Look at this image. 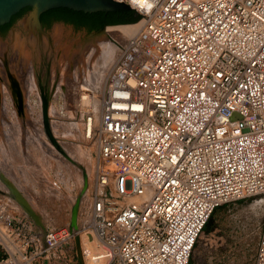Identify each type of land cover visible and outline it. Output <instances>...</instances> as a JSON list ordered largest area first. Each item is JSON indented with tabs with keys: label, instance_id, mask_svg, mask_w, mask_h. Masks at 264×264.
<instances>
[{
	"label": "built area",
	"instance_id": "2783aa9c",
	"mask_svg": "<svg viewBox=\"0 0 264 264\" xmlns=\"http://www.w3.org/2000/svg\"><path fill=\"white\" fill-rule=\"evenodd\" d=\"M123 1L145 22L105 89L82 93L84 135L111 166L79 226L113 264H192L218 207L264 196V0ZM25 217L0 213V264H75L71 223Z\"/></svg>",
	"mask_w": 264,
	"mask_h": 264
},
{
	"label": "rangeland",
	"instance_id": "374dc122",
	"mask_svg": "<svg viewBox=\"0 0 264 264\" xmlns=\"http://www.w3.org/2000/svg\"><path fill=\"white\" fill-rule=\"evenodd\" d=\"M27 18H32L30 12L19 17L6 35H0V40L6 44L4 47L6 48L8 45V48L6 49L8 51L4 52L5 54H3V58L5 63H8V76L10 77L13 93L17 98L16 103L14 96L9 94L11 96V98L9 96V99L12 100L5 101V92H3V88L0 89V199L3 200L2 204L4 207L1 210L5 212L6 216L13 217L17 212L18 215H27L25 218L28 219L24 220L32 221L37 232H44L47 228L58 227L71 223L73 208L77 205V212H79L77 215V227L81 229L79 226V219H81L82 212L85 206L89 204L92 195L97 191V177H93V184L91 186L88 185V183L87 185L80 184L76 177L71 175L69 176V172H67H71L73 170L74 173V170L76 171L81 169V167L78 169L75 167L77 160H75V163L71 164L69 167L66 166L64 169L62 167L64 164L61 161H65L64 158L71 155L70 151L72 150L69 149L66 143H64L67 141L69 142L70 138L64 139L60 134L61 131H58V129L63 128L64 125L62 126L61 123L58 124L60 128L58 126V129L56 130L54 123L55 120L60 117V113H66V111L68 113L73 110L68 105L74 104L72 95L76 87H74V82H72L71 85V82H69L67 78L63 77L59 68H55L54 65L55 63L61 61L64 57L67 58V56H71V58H74L77 53L76 51H78L80 46L94 44H90L94 37L103 33L109 26L115 25H108L100 32H86L80 28H75L71 25L59 22L55 23L45 32L46 34L52 35L57 26L59 27L60 25L62 27L61 41L59 40V42L52 38V47H46L44 57L37 60V66L35 65V67H37L36 77L39 85L38 93L41 99L40 104L42 112L41 122L38 125L37 121L34 122V118L31 116L32 112L30 113L29 106H27V92H24L23 89H21L22 85L19 79L14 72H11L10 68L12 63L11 57H13L14 54V50L12 49L13 32H18L20 34V38H24V36L26 37L29 32L25 25ZM137 22V24H140L139 21ZM120 38L121 36L112 37V39L120 47V50H122L123 44H126ZM116 60H114L111 67H109V72L113 69ZM14 71L16 72V70ZM61 77H63V79ZM2 79L3 77L0 79V82L3 84ZM61 80L63 84L61 85L62 87L59 86ZM59 89L60 94L63 96L61 108L62 111L65 112H61V109L58 108L57 104H54L57 103L56 101H59V93H57ZM44 97L47 99H44ZM8 114L10 116H8ZM11 114L13 115L12 120L9 119L12 118ZM20 120H22V124L24 122L22 127L24 131L19 127ZM20 129L22 130V133L24 132L22 141L23 144L21 143L24 145V148L22 149L19 146ZM83 137H85L84 134ZM91 141L94 145L92 158L98 164V149L96 144H94V141ZM34 148L36 151H34ZM36 148H38V150ZM51 151H53V154H51ZM37 152L39 153L36 159L35 155ZM51 157L54 159L51 160ZM54 163L56 165H54ZM2 176L6 177L11 182L14 180L13 182L15 185L17 184L16 186L19 187L20 192H22L25 197L28 196L27 198L30 200L29 202L31 203V207L39 214L38 216L44 223V228L37 225L35 221L24 211V208L20 204L18 205L16 201L14 202V200L10 201V198L5 195L7 184ZM47 183L49 184L47 185ZM49 188H51V190ZM57 188L60 190L58 195L55 194V190H57ZM49 191L52 192V194ZM67 191L68 193L70 192L69 197ZM74 197L75 200L73 199ZM71 198L73 200H71ZM80 202L81 204H79ZM14 203H16V205ZM8 206L10 207L8 208ZM263 226L264 196H251L218 207L212 214V222L210 225L212 229L208 231L205 230L195 245L192 255V264H254ZM82 231V239H80V241H82L80 244L82 248H87V246H89V244H86L88 235L84 230ZM89 241L95 248L97 240ZM63 250L71 252L72 256H74L75 264H79L76 241L71 242V244L67 246L65 245ZM89 257L90 255H83L85 264H88Z\"/></svg>",
	"mask_w": 264,
	"mask_h": 264
},
{
	"label": "bare ground",
	"instance_id": "6f19581e",
	"mask_svg": "<svg viewBox=\"0 0 264 264\" xmlns=\"http://www.w3.org/2000/svg\"><path fill=\"white\" fill-rule=\"evenodd\" d=\"M144 22H145L144 20H141V21H139L140 24H137V25L134 24V25L109 26L103 33H101L100 35H98L92 39L90 44H92V43H94V44H92V45L88 44L89 46L88 45L80 46L78 51H76L77 53L75 52L76 55L74 56V58H71V56H67V58L64 57L58 63L54 62L56 66L53 64L55 68L56 67L59 68V70L62 73L61 75L65 78H67L68 81L71 82V85H72V82H74V87H76V89L74 88L75 91L73 90L74 92L72 95V100L74 99V101H73L74 104L73 105L67 104L73 110L69 111L68 113H67V111H66V113H60L61 115L59 118H57V120H55L54 125L56 127V130L58 129V126H59L58 124L61 123L62 126L64 125V127L61 129H58V131H61L60 134L64 139L70 138L69 142L67 141L64 143H66L67 146L69 147V149L72 150V151L69 150L71 155L64 158L65 161H63V160L61 161L64 164V166H62V167H63V169L66 166L69 167L71 164L75 163L74 162L75 160H77V164L75 163V167L77 169L79 167H81V169L80 170L78 169L76 171L74 170V173H73V170L71 172L70 171H67V172H69V176L71 175L73 177H76L79 180L80 184L87 185V183H88V185L91 186L93 184V177L96 178L97 173L99 174V170H100L99 165H101L103 163V165H107L109 167L111 166L110 163L104 161L100 157L98 142L96 140H93V139L87 140L85 137H83V134H84V130H83L84 129V118H85V110L83 107H84L85 102L83 101L82 93H84V90L86 89L87 86H91V85H92V87H93V85H95L101 91L105 89L107 78H108L109 74L111 73V71L117 67L118 61H119L121 54H122V50H120V47L112 39V37L121 36L120 39L127 45L129 43L130 39L133 38L136 34H138L140 32V30L142 29V27L144 25ZM25 25L29 31L28 34L26 35V37L23 35L24 38H20V34L18 32H16V31L13 32V36H12L13 37V44H12L13 48L12 49L14 50V54H13V57H11L12 63H11L10 68H11V72L12 73L14 72V74L19 79V81L22 85L21 89H23L24 92H27V106H29L30 113L32 112L31 116L34 118V122L37 121V123L39 125V123L41 122V118H42V116H41L42 112H41V104H40L41 99H40L39 93H38L39 92V85H38V82H37L38 80L36 77L37 76L36 75L37 67H35V65H36L37 60H40L44 57V55L46 53V47H48V48L52 47V41H51L52 38L56 41H59L61 39V35H62L61 28L62 27L60 25H59V27L57 26V28L54 30L55 32L52 35H50V34L38 32V26H37L36 21L33 19V17L27 18L25 21ZM5 45H6L5 42L0 40V71H1L0 79L3 77L2 82L4 84L3 85L0 82V89L3 88V92H5V94H4L6 97L5 101L6 100L7 101L12 100V99H9V96H10L9 94H11V96H14V100L17 103V101H16L17 98L13 93V88H12L11 83H10V77L8 76V63H5L4 58H3V54H5L4 52L8 51V50H6L8 48V45L6 48L4 47ZM68 48H70V47H68ZM65 49H67V48H65ZM49 51H51V50H49ZM116 58H117V60H116ZM53 59H54V57H53ZM114 60H116L114 67L109 72V67H111ZM14 70H16V72ZM63 77H61V78L63 79ZM61 85H63L62 80L59 83V86H61ZM57 93H59V97H58L59 101H56L57 103H54V104L55 105L57 104L58 108L61 109V112H65V111H62V108H61L63 96L60 94V89L58 90ZM11 96H10V98H11ZM99 104H100L99 101H96L95 106L99 105ZM45 105H46V100H45ZM97 111H98V108H97ZM14 113H12V114H14ZM8 116H10V115L8 114ZM96 117H97V119L100 118V111H98ZM9 119L12 120L13 115H12V118H9ZM62 120H64V121H62ZM23 124H24V122H23ZM23 124H22V120H20L19 127L22 128ZM59 128H60V126H59ZM23 131H24V129H23ZM0 133H1V131H0ZM23 133H22V130L20 129L19 130V136H20L19 137V139H20V145L19 146L21 147V149L24 148V145H22L23 144L22 143ZM91 140L94 141V144H96L97 149H98V153H99L98 164L92 158L93 157L92 152L94 150V145H93ZM36 149L38 150V148H36ZM34 151H36L35 148H34ZM38 153L39 152H37L36 155L34 154L36 159H37ZM51 154H53V151H51ZM53 159L51 157V160H53ZM54 165H56V164L54 163ZM0 167H1V165H0ZM54 167H56V166H54ZM3 179L7 184V187H6L7 190H5L4 188L3 189L5 190V195H7L10 198V201L14 200V202L16 201L17 204L18 205L20 204L21 206H22V203L26 204V205L30 206V208L33 210V208L31 207V203L29 202L30 200L27 198L28 196L25 197V195H23V193L20 192L19 187L16 186L17 184L15 185V183L13 182L14 180L11 182L6 177H3ZM18 183H20V182H18ZM97 183L98 182H96V185L98 187ZM48 184L49 183H47V185ZM51 188H49V189L51 190ZM55 191H56L55 194H57V195L60 192V190L58 188ZM52 192H53V189H52ZM52 192H50V193L52 194ZM69 193L67 191L68 197L70 196ZM53 194H54V192H53ZM73 199L75 200V197ZM73 199L71 198V200H73ZM14 204L16 205V203H14ZM33 204H35V203H33ZM79 204H81V202ZM23 208H25V207H23ZM76 210L78 211L77 205H76ZM0 213H3L4 219L9 218V217L12 218V216H6L5 212H3L2 210H0ZM78 213L79 212H77L76 214L78 215ZM35 214L40 219V217L38 216L39 214L36 212H35ZM5 220L7 221L8 219H5ZM77 222H78V220L76 218V223L73 225L71 224V225L76 229V237L78 236L79 240H80V239H82L83 231L77 227ZM75 241H76V239H75ZM87 241H88V244H90L89 238L87 239ZM89 248L91 250V254H90V257L88 259V264H113L114 260L117 257V253L114 251V249L111 246L105 245L98 240H97V245L95 246V248L93 246H91ZM81 251H82V247H81ZM82 256H83V252H82Z\"/></svg>",
	"mask_w": 264,
	"mask_h": 264
},
{
	"label": "water",
	"instance_id": "95a60500",
	"mask_svg": "<svg viewBox=\"0 0 264 264\" xmlns=\"http://www.w3.org/2000/svg\"><path fill=\"white\" fill-rule=\"evenodd\" d=\"M122 6L130 7V5L124 3L123 0H0V25L10 22L12 17L25 7H31L32 11L30 12V15L35 20H38L41 12L55 7H68L84 12H98L109 11ZM44 99L47 98L44 97ZM22 206L25 207L24 211L35 221V223L44 228V223L37 217L30 206L23 203ZM76 213L77 210L75 206L72 213V225L76 223ZM75 239L78 262L79 264H84L79 237L77 236Z\"/></svg>",
	"mask_w": 264,
	"mask_h": 264
},
{
	"label": "trees",
	"instance_id": "16d2710c",
	"mask_svg": "<svg viewBox=\"0 0 264 264\" xmlns=\"http://www.w3.org/2000/svg\"><path fill=\"white\" fill-rule=\"evenodd\" d=\"M30 7H25L21 9L18 13H16L10 22L0 25L1 27H5L3 30L0 32L3 35H6L8 32L9 27L15 23V21L23 16L25 12L29 9ZM71 9V8H69ZM73 10V9H71ZM79 12L85 13V14H92V25L90 26L91 31L95 32H100L102 31L106 26L108 25H134L137 24V21H140L141 15H139L135 10L131 9L130 7H117L115 9H111L109 11H98V12H84L79 10ZM212 222V216L207 222L204 231L211 230L212 228L210 227Z\"/></svg>",
	"mask_w": 264,
	"mask_h": 264
},
{
	"label": "flooded vegetation",
	"instance_id": "af4514ba",
	"mask_svg": "<svg viewBox=\"0 0 264 264\" xmlns=\"http://www.w3.org/2000/svg\"><path fill=\"white\" fill-rule=\"evenodd\" d=\"M32 11L30 7L26 12L29 13ZM23 14V15H25ZM92 14H85L79 12V10H71L68 7H55L47 9L40 13L38 20H34L38 26L39 33H45L50 27H52L55 23L62 22L64 24L71 25L75 28H80L86 32H94L90 30V26L92 25ZM13 24L9 27L8 31L12 28ZM5 27H1L0 31ZM0 35H3L0 32Z\"/></svg>",
	"mask_w": 264,
	"mask_h": 264
},
{
	"label": "crops",
	"instance_id": "0c3cea01",
	"mask_svg": "<svg viewBox=\"0 0 264 264\" xmlns=\"http://www.w3.org/2000/svg\"><path fill=\"white\" fill-rule=\"evenodd\" d=\"M82 241V240H81ZM86 242V241H85ZM89 243H90V241H89ZM86 244H88V241L86 242ZM83 245V244H82ZM92 246V244L90 243L89 244V246H87V248H89V247H91ZM85 248V247H84ZM90 249V248H89Z\"/></svg>",
	"mask_w": 264,
	"mask_h": 264
}]
</instances>
